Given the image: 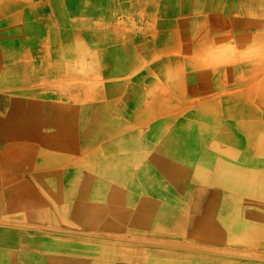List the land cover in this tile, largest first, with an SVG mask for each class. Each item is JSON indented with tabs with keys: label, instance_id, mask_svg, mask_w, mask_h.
<instances>
[{
	"label": "crops",
	"instance_id": "crops-1",
	"mask_svg": "<svg viewBox=\"0 0 264 264\" xmlns=\"http://www.w3.org/2000/svg\"><path fill=\"white\" fill-rule=\"evenodd\" d=\"M91 172L115 186L79 218L46 178L67 195ZM27 181L40 205L12 207ZM11 210L13 229L22 210L66 231L39 261L264 264V0H0V217Z\"/></svg>",
	"mask_w": 264,
	"mask_h": 264
},
{
	"label": "rangeland",
	"instance_id": "rangeland-1",
	"mask_svg": "<svg viewBox=\"0 0 264 264\" xmlns=\"http://www.w3.org/2000/svg\"><path fill=\"white\" fill-rule=\"evenodd\" d=\"M63 143H65V141ZM30 167H32L34 171H36V173L38 174L40 172L41 174H43L44 172L52 173L55 170L54 165H47V164L33 165ZM11 173H13L14 175L19 174L16 168L15 170L11 169ZM27 175H29V173H27ZM39 184L40 183H38L37 185ZM26 186H29L28 188L30 189L29 190L26 187V192H27L26 200L29 202L34 197L36 198L35 201L41 202V200L38 197H36V195L39 194V188L37 189L35 187L33 188L32 184L29 183L28 181H27ZM72 186H73V190H75V192L77 193V189H75V186L80 189L82 187V183L76 180L72 183ZM78 196L79 195L77 194L76 197ZM76 197L72 201L73 209H71L74 216L78 208V205L81 204V201L80 202L76 201L77 200ZM44 202L48 203L49 208L48 210H45V212H43L42 218H41L42 221L52 219V212L50 209L52 203L49 204V202H46L45 200ZM37 207L40 208V206H37ZM25 212L28 216L31 214L32 210L26 207ZM9 213L11 215H14L13 218H9L10 222H7L6 219L0 217V264H20L19 261L20 262L23 261L25 264H37L38 261L43 257V255L48 254L51 248L49 247L50 241L52 239H55L58 235H62V236L66 235L65 230H53L52 232L51 228L44 229L43 231H41V229L30 228V227H33L34 221L37 220L38 217H34V219L32 217L23 219L22 210H21L20 220L22 221L23 224L21 225H25L26 228H24L22 231L21 229H13V227L16 228L20 224L19 222H17L19 220L17 217L19 216H17L16 210L15 212L11 210ZM59 223H62V221H60ZM67 228H68V225H67ZM49 232H52V233H49ZM57 232L59 234H57ZM37 245L38 247H42V248H38V247L36 248ZM3 248H5L7 251H4ZM86 252L88 255L93 256V257L99 256V252H96V249H94L93 247H88V251Z\"/></svg>",
	"mask_w": 264,
	"mask_h": 264
},
{
	"label": "bare ground",
	"instance_id": "bare-ground-1",
	"mask_svg": "<svg viewBox=\"0 0 264 264\" xmlns=\"http://www.w3.org/2000/svg\"><path fill=\"white\" fill-rule=\"evenodd\" d=\"M3 2V1H2ZM36 124V123H35ZM217 142V141H216ZM215 143V142H213ZM217 147V146H216ZM14 149V148H13ZM233 154V153H231ZM72 171V170H71ZM70 171V172H71ZM10 172V171H9ZM72 173V172H71ZM70 174V173H69ZM53 175V174H52ZM52 177V176H51ZM70 177V176H69ZM63 181V179H62ZM46 184H47V188L52 192L53 195H56V197H58V193L60 192V194L63 192L64 195V200H67L69 205H72V201L73 199L77 196V194L79 195L78 197H76L77 200H79V198L82 196L83 193H85V197L83 198V200L81 201V204L78 205V208L76 210L75 216L81 218L82 216H89V214L91 212H93V206L92 203L95 202V200H99L101 202H104V200L102 199V197L100 196L103 192H105L108 189H112L114 188V183H106L105 181L99 180L98 175L95 173L91 172V177H89L87 180L82 182V187L79 189L75 186V189H77V193L74 191L73 193H68L67 195H65L64 193V189L62 186V183L58 180L55 179L53 180L52 178L47 177L46 178ZM67 182V181H66ZM11 183V182H10ZM69 185V184H68ZM83 185L85 186L83 189ZM24 190H20L19 192H16L15 196L12 195L11 201H10V205L12 207H14L15 205H18L22 200H24L25 198H27V192H26V188H24ZM44 189V188H43ZM18 190V189H17ZM15 190V191H17ZM2 192V191H1ZM14 193V191H13ZM49 193V192H48ZM59 194V195H60ZM51 196V195H50ZM7 199V198H5ZM9 199V198H8ZM75 199V200H76ZM81 199V198H80ZM110 199L113 201L114 206L119 205L120 204H124L126 203L125 201L119 199V197L117 196H113L110 195ZM54 200V199H53ZM27 201V200H26ZM84 201V202H83ZM28 202V201H27ZM60 202V201H59ZM36 205H40L39 201L35 202ZM60 203H63V201H61ZM65 203V202H64ZM30 204V203H29ZM202 203H200L201 205ZM31 206H33L34 208V204H30ZM199 205V204H198ZM123 206V205H122ZM237 206V205H236ZM162 207V206H161ZM201 207V206H200ZM150 208L152 209V207L150 206ZM158 208V207H157ZM231 208V207H230ZM155 209V207H154ZM228 209V207L226 208ZM153 211V210H152ZM228 211V210H227ZM233 213V212H232ZM198 218V217H197ZM231 218V217H230ZM156 220V219H155ZM17 222L20 223V221L18 220ZM197 223V222H196ZM239 224V223H238ZM50 241V240H49ZM52 241V240H51ZM38 247V245L36 246V248ZM38 248H42V247H38ZM38 263L40 264H60L59 261H51V260H45V261H38ZM37 263V264H38Z\"/></svg>",
	"mask_w": 264,
	"mask_h": 264
}]
</instances>
